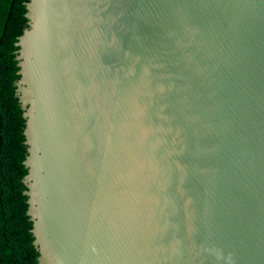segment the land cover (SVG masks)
Instances as JSON below:
<instances>
[{
	"label": "water",
	"instance_id": "water-1",
	"mask_svg": "<svg viewBox=\"0 0 264 264\" xmlns=\"http://www.w3.org/2000/svg\"><path fill=\"white\" fill-rule=\"evenodd\" d=\"M10 264H264V0H10Z\"/></svg>",
	"mask_w": 264,
	"mask_h": 264
},
{
	"label": "trees",
	"instance_id": "trees-1",
	"mask_svg": "<svg viewBox=\"0 0 264 264\" xmlns=\"http://www.w3.org/2000/svg\"><path fill=\"white\" fill-rule=\"evenodd\" d=\"M9 2L10 0H0V42H1L5 13L9 5ZM0 264H10L7 244H6V238H5V232H4V226H3V220H2V214H1V208H0Z\"/></svg>",
	"mask_w": 264,
	"mask_h": 264
}]
</instances>
